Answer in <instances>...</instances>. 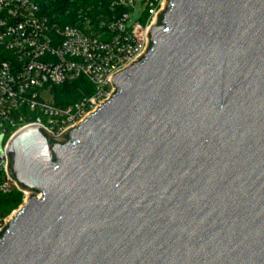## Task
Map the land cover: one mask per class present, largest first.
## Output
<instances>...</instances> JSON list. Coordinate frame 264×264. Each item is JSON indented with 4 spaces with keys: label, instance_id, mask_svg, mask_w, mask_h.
Listing matches in <instances>:
<instances>
[{
    "label": "water",
    "instance_id": "95a60500",
    "mask_svg": "<svg viewBox=\"0 0 264 264\" xmlns=\"http://www.w3.org/2000/svg\"><path fill=\"white\" fill-rule=\"evenodd\" d=\"M113 84L61 139L8 140L30 195L0 264H264V0H169Z\"/></svg>",
    "mask_w": 264,
    "mask_h": 264
},
{
    "label": "built area",
    "instance_id": "2783aa9c",
    "mask_svg": "<svg viewBox=\"0 0 264 264\" xmlns=\"http://www.w3.org/2000/svg\"><path fill=\"white\" fill-rule=\"evenodd\" d=\"M168 3L143 1V16L129 25L136 0H114L113 8L126 11L101 21L94 32L61 25L42 12L37 0H0V132H10L3 143L0 191H21L8 174V140L29 126H39L55 139L79 126L115 93L113 77L146 54L150 29ZM80 79L88 86L80 98L55 103L53 87ZM11 219H0V232Z\"/></svg>",
    "mask_w": 264,
    "mask_h": 264
},
{
    "label": "trees",
    "instance_id": "16d2710c",
    "mask_svg": "<svg viewBox=\"0 0 264 264\" xmlns=\"http://www.w3.org/2000/svg\"><path fill=\"white\" fill-rule=\"evenodd\" d=\"M41 10L50 18L58 21L61 25H76L85 27V19L91 20L93 31L100 28L101 21L113 16H119L126 11L125 8L112 7L114 0H37ZM85 80L67 83L61 86L53 87L54 100L57 104H68L82 96ZM5 131L3 143L7 141L10 132ZM3 132V131H2ZM0 132V134L2 133ZM3 181L2 172H0V184ZM23 193L16 188L8 193L0 191V219L8 216L22 202Z\"/></svg>",
    "mask_w": 264,
    "mask_h": 264
},
{
    "label": "rangeland",
    "instance_id": "374dc122",
    "mask_svg": "<svg viewBox=\"0 0 264 264\" xmlns=\"http://www.w3.org/2000/svg\"><path fill=\"white\" fill-rule=\"evenodd\" d=\"M143 1H145V0H136V10L133 12V14L131 16L129 25H132L133 23L138 21L143 16L144 11H145V6L143 5ZM108 19L109 18H106L103 21H106ZM85 24L86 25H85L84 29L90 30L91 28H93V26L91 24V20L89 21V19H88ZM27 198H28L27 195L23 193L22 202L13 211H11V213L9 215L13 217L15 215V213L21 208V206L26 202Z\"/></svg>",
    "mask_w": 264,
    "mask_h": 264
}]
</instances>
